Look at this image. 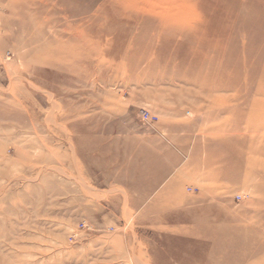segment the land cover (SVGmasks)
Here are the masks:
<instances>
[{
	"label": "rangeland",
	"instance_id": "obj_1",
	"mask_svg": "<svg viewBox=\"0 0 264 264\" xmlns=\"http://www.w3.org/2000/svg\"><path fill=\"white\" fill-rule=\"evenodd\" d=\"M123 2L0 0V264H264V129Z\"/></svg>",
	"mask_w": 264,
	"mask_h": 264
},
{
	"label": "bare ground",
	"instance_id": "obj_2",
	"mask_svg": "<svg viewBox=\"0 0 264 264\" xmlns=\"http://www.w3.org/2000/svg\"><path fill=\"white\" fill-rule=\"evenodd\" d=\"M123 1L135 9L127 21L136 19L142 24L144 19L150 22L149 29H153L156 24L155 30L159 35L166 33L167 28H160V22L169 0H139V3L134 0ZM185 3L187 19L183 24L168 29V36L188 37L187 51L199 56L194 66L218 71L217 87L230 93L228 100L235 102V114L244 121H251L253 125L255 123L258 129H264V126L258 127L257 124L264 123V0L235 1L236 6L231 9L224 7L220 0H185ZM243 7L254 8L258 15L248 19L239 18L234 10ZM219 16H224L220 24L216 22ZM222 27H225L228 36L222 38L223 43L215 50H211L208 38H202ZM234 33L237 38L229 37ZM196 39L201 42L196 43ZM242 143L243 140L237 138L238 148L243 153H253L254 157V149ZM237 154L238 165L255 159L248 154L242 156L239 150Z\"/></svg>",
	"mask_w": 264,
	"mask_h": 264
},
{
	"label": "built area",
	"instance_id": "obj_3",
	"mask_svg": "<svg viewBox=\"0 0 264 264\" xmlns=\"http://www.w3.org/2000/svg\"><path fill=\"white\" fill-rule=\"evenodd\" d=\"M141 121L147 125H153L155 123L156 117L149 114L147 111H140Z\"/></svg>",
	"mask_w": 264,
	"mask_h": 264
},
{
	"label": "crops",
	"instance_id": "obj_4",
	"mask_svg": "<svg viewBox=\"0 0 264 264\" xmlns=\"http://www.w3.org/2000/svg\"><path fill=\"white\" fill-rule=\"evenodd\" d=\"M159 179L156 177V179H150L149 181L146 182V185H149L151 187H158L159 186ZM114 185H118L116 183H114Z\"/></svg>",
	"mask_w": 264,
	"mask_h": 264
}]
</instances>
